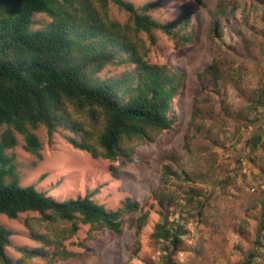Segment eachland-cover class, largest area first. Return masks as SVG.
<instances>
[{"label": "rangeland", "instance_id": "1", "mask_svg": "<svg viewBox=\"0 0 264 264\" xmlns=\"http://www.w3.org/2000/svg\"><path fill=\"white\" fill-rule=\"evenodd\" d=\"M126 1L137 13L151 4L146 14L163 24L179 18L183 9L190 13L191 43L176 46L160 32L152 33L153 43L146 34L138 36L149 64H166L182 75L172 128L152 140L133 142V158L114 162L73 148L66 137L74 136L64 130L51 140L43 126L34 131L41 145L38 157L24 151L23 137L14 134L16 146L6 154L14 158L18 186H33L58 202L90 195L109 210L119 209L127 198L141 207L125 217L119 233L80 226L62 240L72 257L61 260L51 254L30 264H242L250 252L256 253L253 264H264V237L261 247L255 244L264 212V2L224 0L228 17L220 18L213 35L209 12L218 0H201L202 6L193 0ZM107 15L122 26L130 23L113 4ZM50 25L51 18L40 14L31 28ZM213 60L220 61L217 87L205 75ZM133 70L111 65L99 77L119 78ZM169 158H176L173 170L188 182L162 179ZM161 195L162 204L156 198ZM138 219L145 222L139 229L131 225ZM42 220L37 213L15 220L0 215V226L10 232L4 252L12 263L21 258L17 248L42 246L31 239L28 226L55 238L54 228ZM162 224L179 227L181 244L170 259L168 245L151 238ZM48 250L52 253L54 245Z\"/></svg>", "mask_w": 264, "mask_h": 264}, {"label": "trees", "instance_id": "2", "mask_svg": "<svg viewBox=\"0 0 264 264\" xmlns=\"http://www.w3.org/2000/svg\"><path fill=\"white\" fill-rule=\"evenodd\" d=\"M193 1L202 6L201 0ZM222 2L218 0L209 12L213 35L220 18L228 17ZM108 4L125 12L130 23L122 26L110 21ZM151 6L146 4L137 13L126 0H0V131L5 128L0 134V215L15 220L25 213H37L54 228L55 237L40 235L28 226L31 239L42 246L17 248L21 254L18 264L51 254L66 260L73 254L63 249L62 240L74 236L80 226L119 233L125 217L141 211L131 198L119 209L109 210L90 195L58 202L33 186L20 187L14 158L6 151L16 146L14 134H19L24 151L38 157L41 145L34 131L43 126L49 140L64 130L74 136L66 140L75 149L110 162L130 160L133 142L149 141L170 130L182 75L166 64H149L138 36L146 34L153 43L152 33L160 32L176 46L191 43L187 31L190 13L183 9L179 18L163 24L146 14ZM40 14L51 18V25L36 31L31 28L32 19ZM111 65H129L134 70L119 78H100ZM207 74L217 87L222 80L220 61L213 60L205 69ZM168 161L162 179L181 177L180 181L188 182L185 174L173 170L176 158ZM156 198L163 203V195ZM262 215L255 241L258 247L264 237V212ZM144 223L131 220L138 229ZM57 224L68 227L58 229ZM178 231V226L162 224L151 235L168 245L169 259L181 244ZM9 237L10 232L0 226V264H14L4 252ZM255 257L256 253L250 252L242 264H253Z\"/></svg>", "mask_w": 264, "mask_h": 264}]
</instances>
